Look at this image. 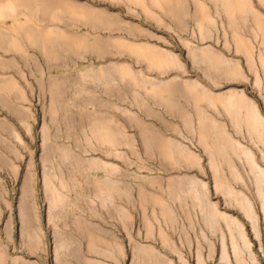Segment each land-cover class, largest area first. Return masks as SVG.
Masks as SVG:
<instances>
[{
    "label": "crops",
    "instance_id": "crops-1",
    "mask_svg": "<svg viewBox=\"0 0 264 264\" xmlns=\"http://www.w3.org/2000/svg\"><path fill=\"white\" fill-rule=\"evenodd\" d=\"M256 159L264 0H0L13 264L234 261L264 214Z\"/></svg>",
    "mask_w": 264,
    "mask_h": 264
},
{
    "label": "rangeland",
    "instance_id": "rangeland-1",
    "mask_svg": "<svg viewBox=\"0 0 264 264\" xmlns=\"http://www.w3.org/2000/svg\"><path fill=\"white\" fill-rule=\"evenodd\" d=\"M32 146L36 147L37 144H32ZM135 159H129L128 164L129 166H132L134 164ZM140 162V161H138ZM257 164H260L264 170V162L256 159ZM38 161L37 159H34L31 161V167L37 169ZM37 194V193H36ZM18 195V192L15 190L10 191V198L16 199ZM38 197V194L36 195ZM264 200V195L262 197ZM262 210V208H260ZM256 212L258 216V222L255 224L254 227V237L253 239L248 232V240L246 241L247 244H243L240 242L239 247L241 250L240 255L238 256V259L236 257H233L234 261H230V256H225V262H217L218 257L217 256H207L206 262L208 264H263L264 263V222L262 221L264 214L259 213L258 208V201L256 202ZM1 242H5L1 239ZM5 244V243H4ZM2 249V248H1ZM3 253H0V264H13L12 256L8 255V250L4 249L2 250ZM25 260V263L27 264H34L36 261L39 260L38 256H24L22 257ZM193 258L194 257H185V260H189L190 264H193ZM23 261V260H22Z\"/></svg>",
    "mask_w": 264,
    "mask_h": 264
}]
</instances>
